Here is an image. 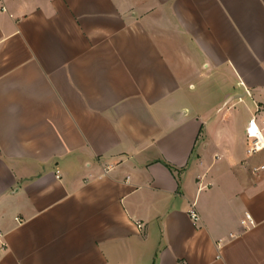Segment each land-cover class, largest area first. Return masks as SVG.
<instances>
[{"label": "crops", "instance_id": "obj_1", "mask_svg": "<svg viewBox=\"0 0 264 264\" xmlns=\"http://www.w3.org/2000/svg\"><path fill=\"white\" fill-rule=\"evenodd\" d=\"M252 119L264 0H0V264H264Z\"/></svg>", "mask_w": 264, "mask_h": 264}, {"label": "built area", "instance_id": "obj_2", "mask_svg": "<svg viewBox=\"0 0 264 264\" xmlns=\"http://www.w3.org/2000/svg\"><path fill=\"white\" fill-rule=\"evenodd\" d=\"M247 134H248V138L252 140V146L249 150L250 153H257L260 150H262V148H264V139H263L262 131L257 126L255 119H252L250 121L247 129ZM261 170H264V166H261L260 168H255L253 171L254 173H258ZM190 215L194 222H197L200 218L199 214L194 209L190 212ZM247 221L250 223V225H253V220L249 215H247ZM137 227L138 229L141 230L143 228V224L138 223Z\"/></svg>", "mask_w": 264, "mask_h": 264}]
</instances>
